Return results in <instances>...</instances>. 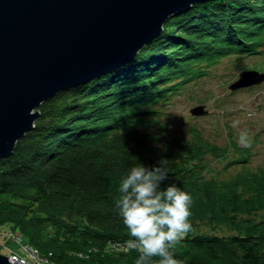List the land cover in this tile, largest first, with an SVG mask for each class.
<instances>
[{
  "label": "trees",
  "instance_id": "trees-1",
  "mask_svg": "<svg viewBox=\"0 0 264 264\" xmlns=\"http://www.w3.org/2000/svg\"><path fill=\"white\" fill-rule=\"evenodd\" d=\"M263 55L264 0H206L170 15L131 61L38 105L33 128L0 159V225L58 262L135 264L119 182L165 157L162 183L193 197L192 228L173 245L184 264H264V165H248L251 145L207 139L194 124L179 134L162 108L222 58L238 68Z\"/></svg>",
  "mask_w": 264,
  "mask_h": 264
},
{
  "label": "water",
  "instance_id": "water-1",
  "mask_svg": "<svg viewBox=\"0 0 264 264\" xmlns=\"http://www.w3.org/2000/svg\"><path fill=\"white\" fill-rule=\"evenodd\" d=\"M202 1L0 0V159L33 128L42 101L131 61L170 15ZM263 80L264 70L246 68L229 88ZM7 256L0 264H15Z\"/></svg>",
  "mask_w": 264,
  "mask_h": 264
},
{
  "label": "rangeland",
  "instance_id": "rangeland-1",
  "mask_svg": "<svg viewBox=\"0 0 264 264\" xmlns=\"http://www.w3.org/2000/svg\"><path fill=\"white\" fill-rule=\"evenodd\" d=\"M257 65L264 66V55L260 59L251 56L242 58L238 68L232 63V58H222L212 66L210 74L201 76L196 82L170 96L168 102L162 105L164 116L171 118L172 128L179 134L188 135L189 126L194 124L205 138L217 142H223L230 136L237 139L239 131L247 129L252 139V153L248 165L252 168L264 165V80L249 88H229V84L237 78L241 69L258 70ZM201 103L207 112L193 115L190 108ZM215 164L219 168L223 162L218 161ZM0 227L1 253L9 255L10 248L19 252L20 246L16 240L20 241L21 237L22 245L31 244L23 236H18L17 230L10 228L9 224H1ZM2 230H5L4 233ZM114 263L124 264L119 261L105 264Z\"/></svg>",
  "mask_w": 264,
  "mask_h": 264
},
{
  "label": "clouds",
  "instance_id": "clouds-1",
  "mask_svg": "<svg viewBox=\"0 0 264 264\" xmlns=\"http://www.w3.org/2000/svg\"><path fill=\"white\" fill-rule=\"evenodd\" d=\"M237 143H252L247 129H241ZM167 158L151 166L139 162L131 166L119 182L118 214L138 246L135 264H184L173 245L192 228V194L168 176Z\"/></svg>",
  "mask_w": 264,
  "mask_h": 264
},
{
  "label": "built area",
  "instance_id": "built-area-1",
  "mask_svg": "<svg viewBox=\"0 0 264 264\" xmlns=\"http://www.w3.org/2000/svg\"><path fill=\"white\" fill-rule=\"evenodd\" d=\"M2 230L1 232H4ZM13 235V233L11 234ZM23 244V243H22ZM21 244L22 250L19 252L13 251L9 252L8 259L15 264H72L69 262H58L53 260L48 254L41 253L36 248L34 249L31 244L25 243ZM120 264V263H114Z\"/></svg>",
  "mask_w": 264,
  "mask_h": 264
}]
</instances>
